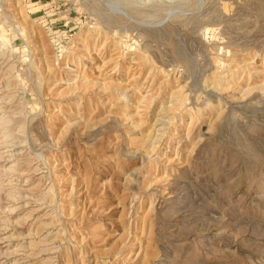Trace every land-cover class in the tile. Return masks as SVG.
Instances as JSON below:
<instances>
[{"label": "rangeland", "instance_id": "rangeland-1", "mask_svg": "<svg viewBox=\"0 0 264 264\" xmlns=\"http://www.w3.org/2000/svg\"><path fill=\"white\" fill-rule=\"evenodd\" d=\"M0 264H264V0H0Z\"/></svg>", "mask_w": 264, "mask_h": 264}]
</instances>
